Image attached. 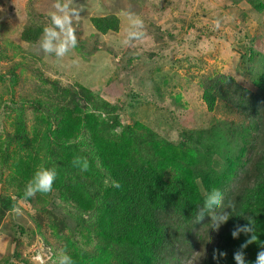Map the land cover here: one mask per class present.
I'll return each mask as SVG.
<instances>
[{"label": "trees", "instance_id": "1", "mask_svg": "<svg viewBox=\"0 0 264 264\" xmlns=\"http://www.w3.org/2000/svg\"><path fill=\"white\" fill-rule=\"evenodd\" d=\"M224 1L240 19L243 37L237 51L264 58V0ZM242 4L259 16L256 35L238 10ZM90 23L100 35L120 29L115 15L93 17ZM219 26L207 31L215 36ZM43 32V27L30 25L20 39L34 44ZM180 45L184 48L186 41ZM260 64L251 89L234 76L202 77L203 109L197 115L188 111L186 119L193 125L181 128L175 140L161 137L151 122L124 125L121 107L80 84L69 88L38 73L42 87L37 95L7 107L14 122L12 133L0 142V168L10 171L5 183L16 188L15 200L29 204L25 187L33 174L56 168L53 190L35 194L41 205L37 210L62 212L46 228L75 264H181L202 247L206 255L201 264H235L234 254L250 234L233 239L231 232L249 217L256 221L258 241L243 252L255 264L264 250V59ZM154 79L157 92L168 83L159 74ZM27 108L35 123L30 130ZM212 190L222 192L226 204L236 205L234 217L216 231L210 216L200 223L195 219ZM14 198L0 196V221L13 209ZM36 225L39 229L40 223ZM214 252L226 255L214 260Z\"/></svg>", "mask_w": 264, "mask_h": 264}, {"label": "rangeland", "instance_id": "2", "mask_svg": "<svg viewBox=\"0 0 264 264\" xmlns=\"http://www.w3.org/2000/svg\"><path fill=\"white\" fill-rule=\"evenodd\" d=\"M142 1L140 5L138 0H73L71 6L79 11L72 25L77 46L57 58L42 50L43 34L34 44L20 39L25 27L37 25L45 30L52 26L50 13L56 11V0H0V142L12 133L14 114L7 107L14 100L37 95L42 87L38 73L69 88L80 84L90 89L123 109L122 124L139 122L146 126L151 122L156 132L169 140H175L181 128L193 125L186 119L189 113L197 115L203 109L202 77L234 76L246 88H252L250 83L261 72L264 58L258 53L252 56L237 51L243 33L238 28L240 19L233 16L236 9H227L229 4L224 0ZM238 10L247 16L252 35L258 34L259 16L244 4ZM127 14L143 20L145 35L126 45ZM107 15L120 19L117 34L100 35L92 27L91 18ZM212 25H220V33L215 36L207 31ZM181 41H186L184 48ZM157 74L168 80L158 92L154 89ZM27 111L30 130L35 123L29 108ZM9 176V170L0 168L3 198H14L16 191L5 183ZM35 197L29 204L14 198L13 209L0 221V264H56L60 242L46 223L54 216L60 218L62 212H53L50 207L37 210L41 205ZM55 205L68 209L59 202ZM16 208L23 214L17 215ZM205 255L206 248L202 247L181 264H201Z\"/></svg>", "mask_w": 264, "mask_h": 264}, {"label": "clouds", "instance_id": "3", "mask_svg": "<svg viewBox=\"0 0 264 264\" xmlns=\"http://www.w3.org/2000/svg\"><path fill=\"white\" fill-rule=\"evenodd\" d=\"M73 0H56L54 8L56 11L50 13L51 27L44 30L43 39L41 41V48L47 54H54L57 58L66 56L70 50L77 46V37L73 28V20L79 17V11L72 7ZM129 27L127 29L126 39L124 44H130L132 41L141 40L144 38V22L138 16L127 14ZM74 163H80L79 160ZM83 169H87V163L83 164ZM57 179V171L55 167H45L33 174L25 187L26 197H32L36 193H49L53 190L54 182ZM236 211V205L226 204L224 194L217 190L208 192L205 196L203 207L195 214V219L198 223L202 222L206 216L211 217L212 231L219 230V228L226 224ZM17 215H22L20 208H16ZM245 221L246 224L236 225L231 232L233 239L239 238L243 234H250L245 244L241 245V251L234 254L235 264H250L246 260L243 249L249 244L257 243L256 221L249 217ZM260 247L264 248V243L260 242ZM226 254L218 252L213 255V259L224 258ZM56 264H75L72 256L67 254L65 249L60 250V254L56 258ZM255 264H264V250L259 251L255 260Z\"/></svg>", "mask_w": 264, "mask_h": 264}]
</instances>
